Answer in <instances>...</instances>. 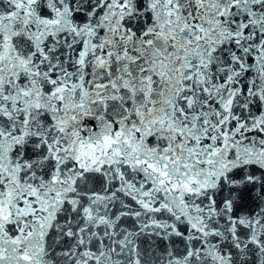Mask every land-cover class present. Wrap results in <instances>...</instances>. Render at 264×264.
Listing matches in <instances>:
<instances>
[{
  "label": "snow or ice",
  "instance_id": "snow-or-ice-1",
  "mask_svg": "<svg viewBox=\"0 0 264 264\" xmlns=\"http://www.w3.org/2000/svg\"><path fill=\"white\" fill-rule=\"evenodd\" d=\"M0 264H264V0H0Z\"/></svg>",
  "mask_w": 264,
  "mask_h": 264
}]
</instances>
